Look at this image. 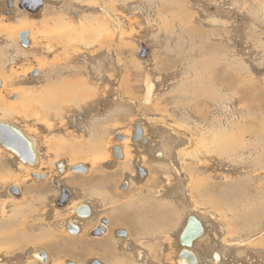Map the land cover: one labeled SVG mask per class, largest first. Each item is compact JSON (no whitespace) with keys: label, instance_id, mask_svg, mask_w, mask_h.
I'll list each match as a JSON object with an SVG mask.
<instances>
[{"label":"rangeland","instance_id":"1","mask_svg":"<svg viewBox=\"0 0 264 264\" xmlns=\"http://www.w3.org/2000/svg\"><path fill=\"white\" fill-rule=\"evenodd\" d=\"M7 1L14 6L6 17ZM39 1L44 6L31 13L18 9L20 0H0L1 84L9 79L0 90V121L38 145L31 171L56 179V162L86 166L87 178L97 171L112 177L108 191L117 201L86 195L57 207L51 180L34 181L0 147V264H177L188 217L204 227L191 248L198 264H264V0ZM21 22L29 23L27 47L4 32ZM22 99L31 103L21 107ZM136 124L143 145L131 140ZM73 150L78 161L68 156ZM84 152L98 154L97 164ZM121 181L132 185L125 194L115 188ZM239 185L248 197L231 194ZM86 201L114 212L112 228L124 227L128 239L93 240L88 230L101 213L87 220L74 213ZM146 201L151 215L173 211L161 236L119 221L128 204ZM76 221L83 232L72 236L68 223Z\"/></svg>","mask_w":264,"mask_h":264},{"label":"flooded vegetation","instance_id":"2","mask_svg":"<svg viewBox=\"0 0 264 264\" xmlns=\"http://www.w3.org/2000/svg\"><path fill=\"white\" fill-rule=\"evenodd\" d=\"M39 4H40V6H39ZM42 4L43 3H41L39 0H20L19 4H17V6H18V9H20V10H24L25 12H31L32 13V12H38L40 10V7L42 6ZM13 6L14 5H12L10 1L6 2V7L7 8L4 11V15L6 17L9 15L8 11ZM139 135H141L140 137H142V134H139ZM139 135L137 134L135 136V138L139 137ZM26 138L28 140L27 143H26L27 145L25 143H23V145L25 144L26 147H28L30 149L32 148V150L34 151V157H32V158L31 157H26L25 163H23V162L22 163L25 164V165L30 166L31 168H34V167L38 166L39 162L36 159L35 150H34V148L31 145L30 138L29 139H28V137H26ZM138 143L142 144L143 141L139 140ZM116 148L118 149V153L116 155L121 154L122 159H123L122 149H120L119 147H116ZM16 159H17V157H16ZM32 160H34V161H32ZM78 165L79 164L76 165V164L72 163V165L68 166L67 164H65L62 161L56 162L55 165H54L55 173L58 175L56 179L55 178L54 179H50V174H48L46 172L34 173V171H31L30 175L31 176L32 175L35 176V178H32L34 181H41L42 182V181H46V180H51V186L53 188V191L55 192L54 203H55V205L57 207L65 208L73 200L74 197H84V196L86 197V195L91 196L90 199L96 198V200H95L96 202L100 201L102 203L103 202L106 203L107 194H109V195L112 194V192L110 193L108 191V186L111 187V185L114 183L112 177H107L106 176L105 177V181L106 182L103 183V184H100L99 183L100 178H93V179L87 178L88 175H89V170H88V168L86 166L81 167L79 169V171H72L71 170L73 167L78 166ZM105 165L107 167H111L112 163L107 162ZM122 170L125 171L126 169H122ZM82 171H84V172H82ZM135 171H136V175H137L138 178H143L146 175L145 171L138 165L135 166ZM68 173L74 174V175H79L80 178H78V179H75V178L66 179ZM141 174H142V177H141ZM96 176L99 177V174L97 173ZM87 180H90L91 182L90 183H86ZM83 182H85V183H83ZM130 185L131 184L128 183V181H121L120 183L117 184V186L115 185V188H117V190L119 192H121L122 194H125V193L128 192ZM15 188H17V187H15ZM15 192L18 195H20V193H21L19 189L17 191H15ZM87 202L88 201H86L85 203H80V204H78L75 207L74 213H75L76 217L80 218L81 220L91 219L93 217L94 213L98 211L96 209L97 207L94 204L92 205L91 203H87ZM129 206L130 205L128 204L127 207H129ZM129 208H131L130 211L122 213V214L126 215V218H125L126 220L124 219L125 221H123V222H122L121 219L119 220L123 224V226H125L124 224H127V226H133V228H135V229L137 228V229L140 230L142 228L143 231L152 232V235L159 234L161 236V233L156 232V231H158L159 228H161V229L162 228H166L164 226V223L167 221V218L168 217H171V218L173 217V215H171L172 212L166 214L163 211H156L154 213V215H151V214H153L151 209H150V211H146V209L145 210L140 209L142 212H144V214L141 215L140 214L141 211L139 209H136V208H134L132 206H130ZM148 208H151V206H148ZM77 212H79V214ZM109 212L110 211H107V210H104V209H101V210H99L97 212L98 214L99 213H101V214L99 216H97L98 214H96V216L98 218L93 220V224L94 225L88 230V234L90 235V237L93 240H95V239L96 240H100V239H103L104 237H108L110 235L116 240H119V239H122L124 241L127 240L128 237H129V234H128V232H126L123 229L124 227L112 228L113 219H111V217L108 216ZM156 215H159L160 218H158ZM129 218H131V219H133L135 221L134 224H132V225L129 224V222H128ZM171 218H168V219L172 220ZM80 224L82 225L83 222L80 223V222L76 221L75 224L71 223V222L68 223L67 232H69L72 236L80 235L83 232V228L81 227ZM118 226H120V225H118ZM71 232L72 233L74 232L75 234H72ZM147 235H149V234H147ZM154 240L157 241L158 238H155ZM177 243L179 244L178 240H177ZM193 243H192V245H193ZM126 247H128L127 251H129L131 249L128 245ZM165 249H167V248H165ZM181 250H182V247L179 250V252L176 254L177 264L179 262L177 257H178V254L180 253ZM168 253L169 252H165V255H167ZM39 255H40V257L43 260H44V258H46V254L45 253H40ZM89 264H102V263L100 261H98V260H93Z\"/></svg>","mask_w":264,"mask_h":264},{"label":"water","instance_id":"3","mask_svg":"<svg viewBox=\"0 0 264 264\" xmlns=\"http://www.w3.org/2000/svg\"><path fill=\"white\" fill-rule=\"evenodd\" d=\"M27 35H28V32L26 31V32L19 34L18 36L19 44L23 47H27L29 45V41L27 40ZM37 74L38 72L35 71L32 75H37ZM137 134L138 135L142 134V130L138 127V124L134 126V131L132 133L131 140L133 142L142 140L143 143H145L146 140L140 137L141 135L135 138ZM27 141L28 140L24 136V134L14 125L7 124V123H0V147L13 153L14 156L17 157V159L23 163H25L26 157H31V158L34 157V151L32 150V148L30 149L25 146ZM23 143L25 144L23 145ZM117 153H118V149L116 147H113L111 149L112 157L115 160L122 159L121 154L116 155ZM81 167L83 166L78 165V166L73 167L71 170L79 171ZM31 177L35 178L34 175H32ZM141 177H142V174H141ZM17 190L18 189L15 187H10L8 189V192L14 195L15 197H19V195L16 194L15 192ZM77 213L79 214V212ZM203 233H204V227L202 226L200 221H198L195 217H188V219L185 222V226L183 227L178 237L179 245L182 247V250L180 251L177 257L178 260L184 259L186 260L188 264H198L196 255L190 249L192 248V243L198 238H200L203 235ZM72 234H75V233L73 232ZM44 261H47V259L44 258ZM69 264H73V263H69Z\"/></svg>","mask_w":264,"mask_h":264},{"label":"bare ground","instance_id":"4","mask_svg":"<svg viewBox=\"0 0 264 264\" xmlns=\"http://www.w3.org/2000/svg\"><path fill=\"white\" fill-rule=\"evenodd\" d=\"M82 2V1H81ZM44 6V5H43ZM115 9V8H114ZM106 20V19H105ZM110 20V19H109ZM20 21H26V19H20ZM111 21V20H110ZM23 22H21L20 23V25L21 26H16V27H14L15 25H13V26H9L10 28H4V32H6L7 34H9V35H13V36H16L17 38H18V36H19V34L21 33V32H24L25 30V28L28 26V24L29 23H23ZM100 24V23H99ZM109 25V24H108ZM103 27V26H102ZM21 28V29H20ZM30 28V27H29ZM92 28V27H91ZM20 29V30H19ZM106 29V28H105ZM18 30V31H17ZM23 30V31H22ZM98 30V29H97ZM39 31V30H38ZM96 31V30H95ZM32 36V35H31ZM101 36H103V35H101ZM27 37H29V39L31 38L30 36H29V33H28V35H27ZM104 38V37H103ZM32 39L34 40V37H32ZM115 39V38H114ZM27 40H28V38H27ZM54 40V39H53ZM47 41V40H46ZM30 42V41H29ZM103 42V41H102ZM31 43H32V41H31ZM127 43V42H126ZM58 45V44H57ZM128 45V44H127ZM64 50V49H63ZM41 57V56H40ZM51 62V61H50ZM47 63V62H46ZM2 67V66H1ZM32 68V67H31ZM72 68V67H71ZM2 71V70H1ZM9 73V72H8ZM56 73V72H55ZM210 77V76H209ZM77 78V77H76ZM2 80V79H1ZM1 80H0V90L1 91H5V89H4V87L3 86H5L6 85V83H7V81L9 80V79H7V78H4V83L3 84H1ZM214 80H216V79H214ZM3 82V81H2ZM57 82V81H56ZM80 83V82H79ZM211 84V83H210ZM53 85V84H52ZM56 84L54 83V86H55ZM212 85V84H211ZM73 88L75 89V87L73 86ZM81 88V87H80ZM68 89V88H67ZM154 89V88H153ZM152 88H151V86H149L148 87V92H147V94L149 93V94H151V91L153 90ZM66 91V90H65ZM0 95H1V93H0ZM19 95V94H18ZM23 95V94H22ZM1 99V98H0ZM22 102L20 103V101L18 102V104H20V106H21V104H26L27 103V105H29V103H31V100L30 99H25V100H21ZM22 107V106H21ZM6 108V107H5ZM10 108V107H9ZM248 109V108H247ZM0 123H6V122H1L0 121ZM7 124H9V123H7ZM12 125V124H11ZM251 128V127H250ZM21 131V130H20ZM24 131V130H23ZM175 131V130H174ZM249 131V130H248ZM256 132V131H255ZM224 133V132H223ZM30 134V133H29ZM31 136V135H30ZM26 137V136H25ZM215 138V137H214ZM28 139H29V137H28ZM219 139V138H218ZM30 141H31V145H32V147L34 148L35 146H38V145H36L35 143L36 142H34L32 139H30ZM29 141V142H30ZM189 142V141H188ZM75 143V142H74ZM125 143V142H124ZM178 143V142H177ZM207 143V142H206ZM122 144H123V142H122ZM115 147H118V146H115ZM184 147V146H183ZM187 147V146H186ZM74 148V147H73ZM38 149V148H37ZM52 149V148H51ZM189 149V148H188ZM35 150V149H34ZM225 150V149H224ZM169 151V150H168ZM171 151V150H170ZM6 152V151H5ZM171 152H173V151H171ZM177 152V151H176ZM180 152V151H179ZM193 152V151H192ZM224 152V151H223ZM73 154H69L68 156H69V158L70 159H74L75 161H78V158H79V155L80 154H78V151H75V150H73V152H72ZM170 153V152H169ZM191 153V152H190ZM263 153V152H262ZM57 156V155H56ZM103 156V155H102ZM178 156V155H177ZM97 158H99L100 159V157H94L93 156V158L92 159H90L91 160V163L93 164V165H96V163H97ZM126 158V157H125ZM142 158H144V157H142ZM170 158V157H169ZM174 158V157H173ZM176 158V157H175ZM178 158V157H177ZM71 160V161H72ZM129 160V159H128ZM70 161V160H69ZM172 161V160H171ZM42 162V161H41ZM122 163V162H121ZM2 164V163H1ZM43 164V163H42ZM70 164H72V162L70 163ZM177 164V163H176ZM44 165V164H43ZM55 165V164H54ZM128 166H129V163H128ZM3 167V166H2ZM37 168V167H36ZM162 168H165V167H162ZM21 169L24 171V173L26 174H28V173H30L31 172V167L30 166H28V165H23L22 167H21ZM38 169V168H37ZM122 169H127V165L126 164H124L123 166H122ZM161 169V168H160ZM149 170V169H148ZM162 170V169H161ZM187 172V171H186ZM154 173V172H153ZM155 174V173H154ZM183 175V174H182ZM28 176V175H27ZM193 176V175H192ZM17 180V179H16ZM141 181V180H140ZM188 182V181H187ZM227 182V181H226ZM80 183V182H79ZM104 183V182H103ZM200 183H202V182H200ZM201 186H202V184H200ZM198 186V188H200L199 190L201 191V186ZM223 185V184H222ZM227 185V184H226ZM249 185V184H248ZM98 186V185H97ZM132 186V185H131ZM194 186V185H193ZM229 186V185H228ZM231 186V185H230ZM185 187H187V186H185ZM235 188L234 189H232V195L234 196V195H237L238 197H244V198H246V197H248V191L247 190H245V189H247V188H245V187H243V186H241V185H239V186H234ZM137 188V187H136ZM147 188V187H146ZM213 188V187H212ZM233 188V187H232ZM28 189V188H27ZM203 189V188H202ZM214 189V188H213ZM213 189H211V190H213ZM222 189V191H223V196H221V198L220 199H222L223 200V198L226 200V203H228V202H230V201H232L233 200V198H231V196H230V192L228 193V188L227 187H223V188H221ZM250 189H251V187H250ZM253 189V188H252ZM203 191V190H202ZM249 192H250V190H249ZM212 193V192H211ZM215 193V192H214ZM251 193H253L252 191H251ZM200 194V193H199ZM208 194V193H207ZM255 194V193H254ZM57 195V194H56ZM205 195V194H204ZM120 196V195H119ZM145 196V195H144ZM206 196V195H205ZM118 197V196H117ZM138 197V196H137ZM220 197V196H219ZM238 197H236V198H238ZM148 198V197H147ZM216 198H217V196H216ZM229 198V199H228ZM33 199V198H32ZM207 199V198H206ZM219 199V200H220ZM243 199V198H242ZM214 200V199H213ZM202 201V200H201ZM206 202V201H205ZM208 202V201H207ZM146 203H147V201L145 202V203H138V202H136L135 204H133V206L130 204V206H132V207H134V208H136V209H142V210H145L146 209ZM190 203H192V202H190ZM234 203V202H233ZM175 204V203H174ZM243 204V203H242ZM245 204V203H244ZM144 205V206H143ZM238 205H239V203H238ZM229 206V205H228ZM143 207V208H142ZM173 207V206H172ZM217 207V206H216ZM233 207V206H232ZM239 207V206H238ZM240 207H242V206H240ZM128 208V207H127ZM196 208V207H195ZM175 209V208H174ZM179 209V208H178ZM234 210H236V209H234ZM251 210V209H250ZM137 211V210H136ZM141 211V210H140ZM160 211V210H159ZM195 211H196V209H195ZM254 211V210H253ZM142 212V211H141ZM164 212V211H163ZM168 213H171V212H173L172 211V209H170V210H168L167 211ZM176 212V211H175ZM209 213V212H208ZM143 215V214H142ZM211 215V214H210ZM185 219V218H184ZM253 219H255V218H253ZM218 220H220V219H218ZM138 221V220H137ZM221 221V220H220ZM226 221V220H225ZM256 222V221H255ZM220 223V222H219ZM137 227V226H136ZM135 229V228H134ZM8 230V229H7ZM161 231H163V228H162V230ZM7 233H8V231H7ZM10 233V232H9ZM226 234V233H225ZM8 238V237H7ZM168 238V237H167ZM42 243V242H41ZM261 244V243H260ZM258 246V245H257ZM7 248V247H6ZM11 248V247H10ZM178 264H188L187 262H186V260H179V262H178Z\"/></svg>","mask_w":264,"mask_h":264},{"label":"crops","instance_id":"5","mask_svg":"<svg viewBox=\"0 0 264 264\" xmlns=\"http://www.w3.org/2000/svg\"><path fill=\"white\" fill-rule=\"evenodd\" d=\"M42 6H43V4H42ZM42 6H41V7H42ZM41 7H40V8H41ZM21 33H22V32H21ZM88 154H89V155H87V153L85 154V152L83 153V155H85V158H86V159H89V158L92 159L93 156H94V157H97V156H98V154H95V153H88ZM83 155L81 154V157H82ZM97 161H99V158H97ZM75 163H76V162H75ZM96 164H97V163H96ZM97 173L99 174V177H98V176H94V178H100V180H99V183H100V184H103V182L105 183V182H106V181H105V177H106V176H105L104 174H102V172H100V171H99V172L97 171ZM97 173H96V174H97ZM89 179H90V178H89ZM116 201H117L116 198H115L112 194H111V195L107 194V201H106V202H107L108 204H109V202L112 203V204H115ZM130 210H131V208L128 207V208H127V211H130ZM113 214H114V212H113V213H109L108 216L111 217V215H113ZM140 228H141V227H140ZM141 229H142V228H141ZM161 230H162V229L159 228L158 231H156V232L161 233V232H162ZM142 231H143V229H142ZM142 234H146V235L149 234V235H152V232L143 231ZM142 234H141V235H142ZM134 235L137 237V236L140 235V234L137 235V233H134ZM134 235H133V236H134ZM135 236H134V239L137 240V238H136ZM109 248H110V247H109ZM121 262L124 263L125 260H122ZM126 263H127V261H126Z\"/></svg>","mask_w":264,"mask_h":264}]
</instances>
